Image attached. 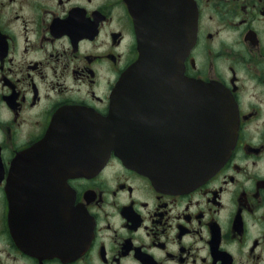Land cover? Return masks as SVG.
Here are the masks:
<instances>
[{
	"label": "flooded vegetation",
	"instance_id": "obj_1",
	"mask_svg": "<svg viewBox=\"0 0 264 264\" xmlns=\"http://www.w3.org/2000/svg\"><path fill=\"white\" fill-rule=\"evenodd\" d=\"M191 1L185 73L228 92L240 123L218 171L169 191L114 154L80 175L11 169L72 108L108 113L139 33L127 0H0V264H264V0ZM78 212L82 247L57 255Z\"/></svg>",
	"mask_w": 264,
	"mask_h": 264
},
{
	"label": "water",
	"instance_id": "obj_2",
	"mask_svg": "<svg viewBox=\"0 0 264 264\" xmlns=\"http://www.w3.org/2000/svg\"><path fill=\"white\" fill-rule=\"evenodd\" d=\"M127 1L140 56L113 88L107 115L72 108L53 122L40 143L16 157L12 170L67 165L71 175H80L91 159L106 162L114 153L161 189L184 191L226 162L238 136L237 106L222 87L188 77L184 69L196 35L195 5L163 0L158 10V0ZM86 227L78 212L76 241L57 242L52 250L62 257L79 251Z\"/></svg>",
	"mask_w": 264,
	"mask_h": 264
},
{
	"label": "bare ground",
	"instance_id": "obj_3",
	"mask_svg": "<svg viewBox=\"0 0 264 264\" xmlns=\"http://www.w3.org/2000/svg\"><path fill=\"white\" fill-rule=\"evenodd\" d=\"M169 44V43H168Z\"/></svg>",
	"mask_w": 264,
	"mask_h": 264
}]
</instances>
